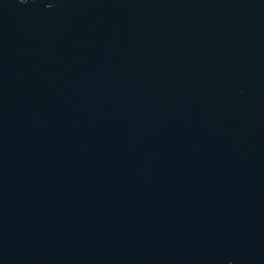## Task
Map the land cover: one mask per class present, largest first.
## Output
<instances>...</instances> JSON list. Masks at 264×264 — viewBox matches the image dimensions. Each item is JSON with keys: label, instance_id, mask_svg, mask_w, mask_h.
Masks as SVG:
<instances>
[{"label": "water", "instance_id": "obj_1", "mask_svg": "<svg viewBox=\"0 0 264 264\" xmlns=\"http://www.w3.org/2000/svg\"><path fill=\"white\" fill-rule=\"evenodd\" d=\"M0 264H264V0H0Z\"/></svg>", "mask_w": 264, "mask_h": 264}, {"label": "clouds", "instance_id": "obj_2", "mask_svg": "<svg viewBox=\"0 0 264 264\" xmlns=\"http://www.w3.org/2000/svg\"><path fill=\"white\" fill-rule=\"evenodd\" d=\"M20 2H21V3H24V2H25V0H20Z\"/></svg>", "mask_w": 264, "mask_h": 264}]
</instances>
